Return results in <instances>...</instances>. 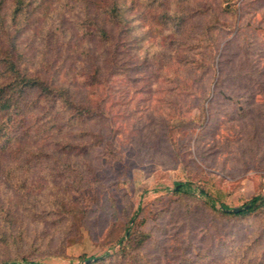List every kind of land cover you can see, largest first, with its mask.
Returning <instances> with one entry per match:
<instances>
[{
    "label": "rangeland",
    "instance_id": "obj_1",
    "mask_svg": "<svg viewBox=\"0 0 264 264\" xmlns=\"http://www.w3.org/2000/svg\"><path fill=\"white\" fill-rule=\"evenodd\" d=\"M125 2L133 33L109 25L124 72L108 94L81 75L110 52L80 37L79 10L67 43L51 34L57 82L97 113L40 171L0 181V264H264V0ZM24 42L35 60L46 41ZM254 197L249 215L224 210Z\"/></svg>",
    "mask_w": 264,
    "mask_h": 264
},
{
    "label": "trees",
    "instance_id": "obj_2",
    "mask_svg": "<svg viewBox=\"0 0 264 264\" xmlns=\"http://www.w3.org/2000/svg\"><path fill=\"white\" fill-rule=\"evenodd\" d=\"M128 9L125 0H0V181L12 174L27 179L23 172L32 171L30 163L35 171H40L47 159L49 162L54 159L56 145L64 141L60 148L72 146L66 136L77 127V122L85 123L97 113L88 97L83 99L77 88L57 82V74L65 70L66 63L48 58L46 50L51 46V34H58L67 43L70 33L63 26L64 20L72 10H79L73 21L80 37L93 39L97 46H105L110 52L104 57L99 49L101 56H88L93 58L89 66L79 63L84 66L81 75L92 89L108 84L104 88L108 94L114 79L124 72L120 70L118 56L124 41L121 37L113 39L109 25L119 27L121 35H131L133 26L129 24ZM168 18L169 15L166 21ZM27 34L39 35L46 41L41 48L43 53L35 60L24 42ZM95 56L100 58L98 62L94 61ZM106 61L113 63L110 69L104 66ZM73 78H77L76 73ZM104 78H109L106 84ZM101 97L97 107L103 113L107 101L104 95ZM49 144L54 149L47 148ZM27 181L20 182L19 188L29 192L48 187L41 180L31 185ZM256 210L254 197L243 211L226 213L249 215Z\"/></svg>",
    "mask_w": 264,
    "mask_h": 264
},
{
    "label": "water",
    "instance_id": "obj_3",
    "mask_svg": "<svg viewBox=\"0 0 264 264\" xmlns=\"http://www.w3.org/2000/svg\"><path fill=\"white\" fill-rule=\"evenodd\" d=\"M248 207V205H245V206H238V207H234V208H231V209H224L226 212H240V211H243L244 209H246ZM94 260H96V258L94 259H87L86 260V263H91L93 262Z\"/></svg>",
    "mask_w": 264,
    "mask_h": 264
}]
</instances>
